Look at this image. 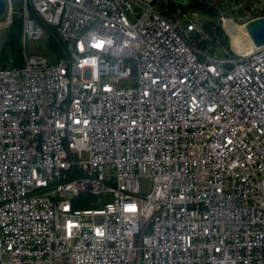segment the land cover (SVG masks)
<instances>
[{"label": "built area", "instance_id": "obj_1", "mask_svg": "<svg viewBox=\"0 0 264 264\" xmlns=\"http://www.w3.org/2000/svg\"><path fill=\"white\" fill-rule=\"evenodd\" d=\"M16 2L0 16L22 30L21 63L0 46V264H264V47L229 50L182 0ZM205 2L223 30L264 20V0ZM47 37L53 61L28 54Z\"/></svg>", "mask_w": 264, "mask_h": 264}, {"label": "rangeland", "instance_id": "obj_2", "mask_svg": "<svg viewBox=\"0 0 264 264\" xmlns=\"http://www.w3.org/2000/svg\"><path fill=\"white\" fill-rule=\"evenodd\" d=\"M209 1V0H206ZM17 10H21V7H17ZM185 14L187 15V17L191 18L192 22L195 23L199 28L201 29H205L206 30V23H218L219 22V15H211L208 13L203 12L202 10H200L199 8H193L190 5H186L185 6ZM182 25L183 27L187 28L189 26L190 23L186 22L185 18H182ZM7 30H0V46L2 48H4L5 42L7 40ZM225 34L227 35V41H228V45L227 47H232L231 44V38L228 35V33H226V31L224 30ZM193 37L196 36V33L192 34ZM50 38L47 37L44 40L40 41V42H28L27 44V52L28 54H39V55H43L45 56L47 59H49L50 61H53L55 59V53L51 48L50 45ZM54 40H52V45L54 44ZM212 48H206V50L213 56H215L217 59H225L227 56L225 55L224 51L219 47V46H214V44H211ZM104 81H109V77H106L104 79ZM106 176L108 177V169H106L105 172ZM152 188V183L151 181L148 180V183L146 184V182H143V192L144 193H149L151 191Z\"/></svg>", "mask_w": 264, "mask_h": 264}, {"label": "trees", "instance_id": "obj_3", "mask_svg": "<svg viewBox=\"0 0 264 264\" xmlns=\"http://www.w3.org/2000/svg\"><path fill=\"white\" fill-rule=\"evenodd\" d=\"M190 6L193 8H199L205 13L211 15H218L217 12L209 7V5L205 2V0H192ZM206 29H216L217 37L222 42V44L230 50V47H227V35L222 29L221 25L218 23H206ZM21 21L19 19H15L12 26L7 32V40L4 45V56L9 59L12 58L15 64L21 63ZM206 42L200 44V47L205 48L207 45ZM55 50L61 55L60 47L57 44L52 45ZM95 199V198H94ZM93 198L87 196H81L74 200V206L76 209H90V208H98L97 204L92 203Z\"/></svg>", "mask_w": 264, "mask_h": 264}, {"label": "bare ground", "instance_id": "obj_4", "mask_svg": "<svg viewBox=\"0 0 264 264\" xmlns=\"http://www.w3.org/2000/svg\"><path fill=\"white\" fill-rule=\"evenodd\" d=\"M224 30L231 38L232 51L239 55L249 54L258 48L253 44L244 25L234 24L226 20Z\"/></svg>", "mask_w": 264, "mask_h": 264}, {"label": "water", "instance_id": "obj_5", "mask_svg": "<svg viewBox=\"0 0 264 264\" xmlns=\"http://www.w3.org/2000/svg\"><path fill=\"white\" fill-rule=\"evenodd\" d=\"M184 5L189 3L188 0H182ZM17 5L20 4V0H17ZM5 0H0V16L5 10ZM246 27L250 39L257 48L264 47V20L253 22Z\"/></svg>", "mask_w": 264, "mask_h": 264}]
</instances>
